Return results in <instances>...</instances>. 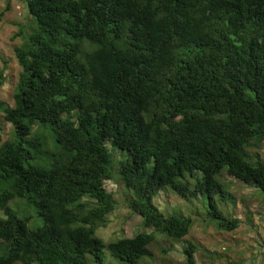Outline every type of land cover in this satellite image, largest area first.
Instances as JSON below:
<instances>
[{
    "label": "trees",
    "instance_id": "trees-1",
    "mask_svg": "<svg viewBox=\"0 0 264 264\" xmlns=\"http://www.w3.org/2000/svg\"><path fill=\"white\" fill-rule=\"evenodd\" d=\"M20 1L22 69L14 104L0 101L13 130L0 135V264H104L106 247L141 264L156 234L162 254L183 243L195 264L192 218L154 202L168 188L240 229L218 208L230 197L218 175L264 192L250 152L264 144V0ZM114 178L152 231L105 243L94 232L116 207Z\"/></svg>",
    "mask_w": 264,
    "mask_h": 264
},
{
    "label": "rangeland",
    "instance_id": "rangeland-1",
    "mask_svg": "<svg viewBox=\"0 0 264 264\" xmlns=\"http://www.w3.org/2000/svg\"><path fill=\"white\" fill-rule=\"evenodd\" d=\"M7 0H0V101L14 104V92L18 83L21 66L18 64L14 48L22 43L17 34L29 24V16L25 4L20 0H10V9L6 10ZM13 134L11 124L4 120L0 112V135L2 140L9 139ZM250 152L260 153L264 161V144L253 147ZM121 160V158L119 159ZM114 160L113 169L119 167L120 161ZM225 189L230 193L226 200L217 198L218 208L227 218L240 219V229L232 232L216 228L214 220L207 217V204L194 198L186 201L175 194L170 188L161 191L154 202L165 214L176 211L193 220V227L187 239L195 241L200 247L196 254L195 264H264V192L248 184H244L225 170L218 175ZM106 187L114 195L115 209L107 216L106 222L99 224L94 235L110 243L123 238H131L145 229L142 217L134 212L126 200L123 184L113 180L106 181ZM10 205L15 207V202ZM0 217H4L0 210ZM30 227L43 224V219L34 217ZM151 245L153 257L141 264H185L184 244L177 243L168 253L162 254L161 248L168 245L161 241L163 236L156 234ZM1 244V242H0ZM219 258H215L216 253ZM212 254L214 257L212 258ZM104 264H122L113 257L106 247ZM223 257V259H221ZM88 264H98L88 256Z\"/></svg>",
    "mask_w": 264,
    "mask_h": 264
}]
</instances>
